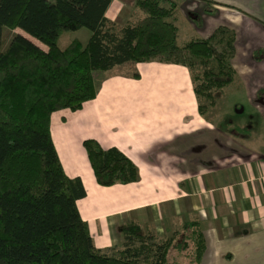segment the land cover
<instances>
[{
    "label": "trees",
    "instance_id": "1",
    "mask_svg": "<svg viewBox=\"0 0 264 264\" xmlns=\"http://www.w3.org/2000/svg\"><path fill=\"white\" fill-rule=\"evenodd\" d=\"M112 2L0 0V264H169L175 238H159L136 221L125 222L121 247L95 246L77 205L86 190L64 171L51 118L94 100L100 73L151 62L186 67L205 116L237 77V33L219 27L180 46L173 0H137L123 27L106 17ZM4 28L21 29L46 48L22 34L3 48ZM82 29L91 32L86 44L59 46L64 33ZM84 148L100 186L140 181L120 150H104L95 140ZM195 236L192 260L200 264L206 245L199 229Z\"/></svg>",
    "mask_w": 264,
    "mask_h": 264
},
{
    "label": "crops",
    "instance_id": "2",
    "mask_svg": "<svg viewBox=\"0 0 264 264\" xmlns=\"http://www.w3.org/2000/svg\"><path fill=\"white\" fill-rule=\"evenodd\" d=\"M136 1L113 0L106 17L125 26ZM212 1L213 9L205 10V23L198 31L208 30L211 36L221 26L235 25L231 15L240 20L238 26L243 24L246 38L264 35L259 0L249 5L252 0ZM179 16L178 10L176 23ZM132 67L139 79L115 70L100 73L94 100L80 111L63 110L51 118L52 139L64 171L69 178L80 179L86 190L77 205L95 246L121 247L125 222L136 221L159 238H175L170 252L179 253L180 264H195L197 229L206 245L200 264H264V106L255 107L248 100L259 119L252 134L246 121L236 123L244 131L240 133L226 112L229 108L220 104L222 97L206 116L200 114L186 67L157 62ZM245 112L243 106L236 113ZM256 136L260 145L254 142ZM87 140L97 141L104 150H120L138 167L140 181L100 186L84 148Z\"/></svg>",
    "mask_w": 264,
    "mask_h": 264
},
{
    "label": "rangeland",
    "instance_id": "3",
    "mask_svg": "<svg viewBox=\"0 0 264 264\" xmlns=\"http://www.w3.org/2000/svg\"><path fill=\"white\" fill-rule=\"evenodd\" d=\"M50 2H55V0H49ZM177 4V11L179 10V18L177 20L176 25L179 27V45L184 46V44L196 40L199 38H208L210 36V33L208 30L204 31H198L197 29L202 28L205 21H204V12L205 10L213 9L212 0H173ZM253 0L247 3L249 5L252 3ZM259 6L260 9L264 11V0H259ZM232 10H235L239 13L243 12L237 9L238 7L232 6L230 7ZM176 11V12H177ZM186 13V14H185ZM215 14V12H213ZM206 14V13H205ZM221 16H224V13H221ZM194 17H199V20L192 21ZM264 17V16H263ZM229 19L233 20L234 24H226V26L230 29H233L237 33V43H238V53H236L235 58L232 60V65L234 69L237 72V77L235 79V82L226 87L223 92V96L220 100V103L224 108L227 107V114L231 113L232 117V125L237 127L236 123L241 122H247L248 124V131L250 134L253 133V126L257 125L256 121L259 119V115L254 116L251 111V106L248 100H250L256 107V105L264 106V90H261L262 86H264V35H256V39H249L246 38L248 34H246V31L243 29V24L239 25L236 22L238 19H235L231 15H229ZM190 21L194 23V27L190 28ZM262 26H260L262 29L264 28V21H261ZM221 26V27H226ZM245 29H247V26H245ZM261 34L264 33V29L260 31ZM15 34H22L26 36L27 38L31 39L34 43L39 45L42 48H46V46L40 42L38 39L30 36L26 32H24L21 29H9L4 28L3 29V38H2V47L5 48L13 36ZM91 36V32L87 29H82L76 32H66L62 35V37L59 39V46L66 47L68 46L72 41L79 40L86 44ZM248 37V36H247ZM134 68L132 66L123 67L121 69H116L115 71L120 74H132L134 71ZM195 73H199V68H196ZM238 73L241 74V77L238 75ZM191 75V73H190ZM100 76L97 75V81L100 82ZM192 79V75H191ZM193 83V81H192ZM243 91H248V94H244ZM262 91V92H260ZM218 102V101H217ZM200 104V103H199ZM207 105V103H203ZM238 105V108L236 107V111L233 112V106ZM243 105L245 107V113L243 116L237 115V111L241 110L243 108ZM264 109V108H263ZM213 109H209V111H212ZM264 113V110H262ZM223 112V111H221ZM229 115V114H228ZM206 116V115H205ZM216 118V117H215ZM249 120V121H247ZM253 120V122H251ZM229 124V122H227ZM260 125V124H259ZM237 127L236 131L240 133H244V131L238 129ZM255 129V128H254ZM259 136L255 137L254 142L257 143V145H260L261 141H258ZM179 257V258H178ZM174 259V261H173ZM180 259L179 253H173V250L170 252L168 261L170 264H180L178 260Z\"/></svg>",
    "mask_w": 264,
    "mask_h": 264
}]
</instances>
